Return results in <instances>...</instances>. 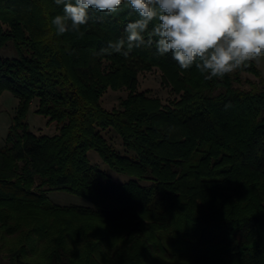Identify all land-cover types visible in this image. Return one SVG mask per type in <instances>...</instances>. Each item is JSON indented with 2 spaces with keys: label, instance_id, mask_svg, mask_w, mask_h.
Segmentation results:
<instances>
[{
  "label": "trees",
  "instance_id": "16d2710c",
  "mask_svg": "<svg viewBox=\"0 0 264 264\" xmlns=\"http://www.w3.org/2000/svg\"><path fill=\"white\" fill-rule=\"evenodd\" d=\"M62 12L54 0H0V50L15 52L0 55V95L17 100L0 147V264H264V78L255 62L206 81L154 45L98 55L136 16L93 11L82 36H56L49 22ZM152 69L174 96L168 104L137 91L138 73ZM241 73L257 79L247 90L234 85ZM107 89L127 91L111 110L100 104ZM32 102L55 134L29 130ZM110 129L122 153L103 136ZM89 150L133 179L113 183ZM51 191L88 205L52 203Z\"/></svg>",
  "mask_w": 264,
  "mask_h": 264
},
{
  "label": "clouds",
  "instance_id": "9594fccd",
  "mask_svg": "<svg viewBox=\"0 0 264 264\" xmlns=\"http://www.w3.org/2000/svg\"><path fill=\"white\" fill-rule=\"evenodd\" d=\"M62 14L51 18L56 36L72 31L81 36L90 12L113 16L123 8L136 19L126 37L109 41L98 55L127 58L134 48L155 46L171 54L180 69L195 66L206 81L223 79L264 54V0H54ZM152 25L151 28L149 26ZM231 105L226 104L225 108Z\"/></svg>",
  "mask_w": 264,
  "mask_h": 264
},
{
  "label": "rangeland",
  "instance_id": "374dc122",
  "mask_svg": "<svg viewBox=\"0 0 264 264\" xmlns=\"http://www.w3.org/2000/svg\"><path fill=\"white\" fill-rule=\"evenodd\" d=\"M0 55L7 57H14L15 52L12 49V46L9 45L5 49L0 50ZM252 60L257 65V68L260 70L261 77L264 78V54ZM137 79H138L137 91L146 92L147 95L149 96L157 97L158 99H160L162 104H168L173 99L174 96L170 93L169 88L161 85L160 72L157 69H152L149 72H139L137 75ZM247 81L256 82L257 79L251 74L241 73L240 82L235 83L234 85L241 89L247 90L249 89V85ZM126 95H127L126 90L113 91L107 89L100 98V104L105 110H111L112 108L117 107L118 101L120 99L125 98ZM16 104H17V100L9 92L5 91L0 95V147L4 145V139L6 136L7 128L10 125L11 119L14 115V109L16 107ZM35 109H36V103L32 102L26 114V122L28 124L29 130L31 132L33 131L37 133L38 135H41L40 131H44L42 132L43 134L49 135V132L45 130L46 127L44 128L46 119L43 116L34 113ZM52 127H54V123H52L51 127L49 125L48 130H51ZM103 136L107 139L108 143L111 145V147L114 150L122 153L123 148L121 146L120 138L118 137V135H116L110 129L109 131L105 130L103 132ZM127 154L129 156L133 155L130 152H128ZM87 158L91 166H95L99 170L106 173L110 177L113 183L121 184L127 182L128 180L133 179V178H129L126 175L116 173L113 170H111L100 159V157L94 150H89L87 152ZM140 184L147 185V182H140ZM48 199L50 200V202L62 206L88 205L86 201L80 199L79 197L59 191L49 192Z\"/></svg>",
  "mask_w": 264,
  "mask_h": 264
},
{
  "label": "crops",
  "instance_id": "0c3cea01",
  "mask_svg": "<svg viewBox=\"0 0 264 264\" xmlns=\"http://www.w3.org/2000/svg\"><path fill=\"white\" fill-rule=\"evenodd\" d=\"M49 125H50V127H51V125H52V123L51 124H49L46 120H45V126H44V128L46 127V131L47 132H49V135L48 136H50V135H53V134H55L56 133V127L54 126V127H52V129L51 130H48L49 129ZM33 132V131H32ZM41 132V135H46V134H43L42 132H44V131H40ZM39 132V133H40ZM35 135H38L37 133H35V132H33ZM47 196H48V193H47Z\"/></svg>",
  "mask_w": 264,
  "mask_h": 264
}]
</instances>
